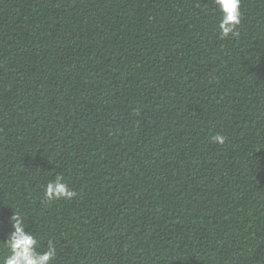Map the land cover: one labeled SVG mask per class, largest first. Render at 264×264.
Wrapping results in <instances>:
<instances>
[{"label":"trees","instance_id":"obj_1","mask_svg":"<svg viewBox=\"0 0 264 264\" xmlns=\"http://www.w3.org/2000/svg\"><path fill=\"white\" fill-rule=\"evenodd\" d=\"M241 12L221 37L215 0H0V257L17 212L51 264H264V0Z\"/></svg>","mask_w":264,"mask_h":264},{"label":"clouds","instance_id":"obj_2","mask_svg":"<svg viewBox=\"0 0 264 264\" xmlns=\"http://www.w3.org/2000/svg\"><path fill=\"white\" fill-rule=\"evenodd\" d=\"M215 2L221 14L218 24L221 37L236 36V28L242 21L241 0H215ZM213 139L223 143V138L219 135L214 136ZM74 195L75 193L59 176L54 182L48 183L45 189V196L48 199L71 198ZM9 222L12 231L3 245L8 249V254L0 257V264H51L56 256L55 247H48L42 252L37 251L38 241L31 232L25 231L27 225L19 213L14 212Z\"/></svg>","mask_w":264,"mask_h":264}]
</instances>
